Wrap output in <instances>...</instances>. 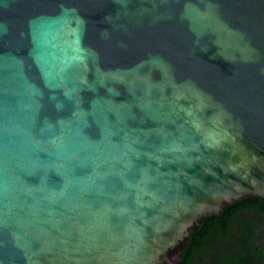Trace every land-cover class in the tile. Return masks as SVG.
I'll return each mask as SVG.
<instances>
[{"label": "water", "instance_id": "1", "mask_svg": "<svg viewBox=\"0 0 264 264\" xmlns=\"http://www.w3.org/2000/svg\"><path fill=\"white\" fill-rule=\"evenodd\" d=\"M264 207V0H0V264H178Z\"/></svg>", "mask_w": 264, "mask_h": 264}, {"label": "trees", "instance_id": "2", "mask_svg": "<svg viewBox=\"0 0 264 264\" xmlns=\"http://www.w3.org/2000/svg\"><path fill=\"white\" fill-rule=\"evenodd\" d=\"M178 264H264V207L241 196L204 218L189 236Z\"/></svg>", "mask_w": 264, "mask_h": 264}]
</instances>
